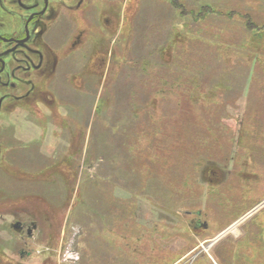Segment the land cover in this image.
Instances as JSON below:
<instances>
[{"label":"rangeland","instance_id":"374dc122","mask_svg":"<svg viewBox=\"0 0 264 264\" xmlns=\"http://www.w3.org/2000/svg\"><path fill=\"white\" fill-rule=\"evenodd\" d=\"M76 1L53 0V9L61 19L73 16L69 34L85 29L87 35L73 52L68 42L71 37L62 42L58 40L57 51L53 53V59H57L54 63L62 61L58 64V71L50 64L49 68L39 73L37 84L34 82L31 87L33 92L36 85L31 101L43 97L45 102H49L50 94L46 89L54 83L60 86L56 93L53 92L57 98L56 104L52 102L53 105H50L53 111L48 110V113L43 110L42 115H36L43 120L50 119L52 125L49 124L48 143L56 146L57 155L45 157L34 151H13L12 147L17 148L19 141L12 137L11 132L4 136L2 150L3 155H7L0 161V264L242 263L243 259L239 263L235 261L237 247L235 252H228L231 245L228 240L233 239L235 246L248 229L245 225L256 218L264 207L239 224L236 234L223 237L209 250L204 248L264 202V163L253 161V154L254 158H259L258 150L252 151L251 148L254 143L262 145L261 140H253L259 128L254 122L243 120L242 114L239 118L236 115V110L246 105L248 89L246 87L243 94L241 91L247 68L236 72H241L242 76L236 78L235 88L230 92L226 89L228 77H233L234 64L244 66L242 60L249 61L254 57L250 50L237 53L242 44H248L244 37H251L249 33H253V29L247 27L246 18L239 13H247L251 22L262 25L264 0H180L193 10H198L204 3L214 5L221 12L220 16H210L206 21L205 29L209 33L199 30L200 33L190 34L192 36L183 29L184 21L191 22V18L181 17L180 11L169 3L170 0H85L82 9L86 6L87 9L84 13L75 7ZM70 7L78 11L71 12ZM103 13L110 15L108 21L111 26L100 22ZM229 17L232 19L229 20ZM212 31L218 33L217 38L211 36ZM191 38L196 44L213 46L204 47L207 49H202V55H190L189 52L194 60L186 73L177 59L182 49L190 51L188 45ZM33 40L35 42L28 43L22 52L27 54L35 48L39 49L38 53L44 54L47 47L42 44L41 38L38 36ZM200 46H195V49L200 51ZM165 48H170V63L166 65L161 54ZM260 48L264 51V45ZM95 57L98 61L95 65L99 69L92 67ZM32 64L38 65L35 61ZM172 64L180 68L175 67L173 74L181 79H171L180 83L176 84L178 88L175 91L190 85L186 81L184 85V72L186 80L189 72L199 78L196 80L198 83L205 80L204 91L198 96L203 104L196 106L201 115H206L205 123L211 115V107L218 104L222 109L217 120L208 121L212 126L211 132L216 135L206 139L212 143V148L201 149L200 154L204 151L200 155L202 158L191 157L194 155L188 153L189 148L181 147V151L172 148L160 157L161 161L157 158L150 161L144 156L145 150L136 153L137 150L130 148L133 162H122V140L134 135L133 128L129 122L127 126L122 124L118 112L114 113L115 118L112 117L114 110L111 106L114 103L105 101L106 94L115 90L121 99L122 93L133 90L145 92L141 88H144L142 85L148 81L149 75ZM202 64L208 70H217V82H210L211 74L202 71ZM127 69L129 71L126 72ZM225 71L228 76H225ZM260 72L256 74L257 78ZM134 75L144 81L139 82L142 85L138 88L136 80L129 77ZM10 81L19 86L18 80L10 78ZM132 81L134 85L130 86ZM168 88L172 87L149 90L154 96L150 101L143 97L142 104L149 102L147 109L153 108L159 119L170 116L169 110H165L166 101H160L161 93L167 95ZM5 91L11 92L13 88ZM239 94V102L244 106L238 102ZM169 97L167 102L171 100L170 104H174V99ZM122 103L124 101H120L118 106L122 107ZM228 106L232 109L229 110ZM139 110L140 105L136 112ZM136 112L133 113L134 118L137 113L140 114ZM147 115L148 112H144L143 119L149 120ZM31 117L32 114L28 117L23 113L20 118L30 120ZM4 118L12 121L17 117L12 112ZM217 125H220L218 131ZM138 127V145H145L147 139L141 134L142 128ZM20 130L17 133L20 134ZM39 134L38 127H29V139L37 136L32 146L41 143ZM119 136L120 143L114 146L116 153L110 155V147ZM214 138L218 139L216 143ZM178 153L183 154L179 156ZM198 154L199 151L195 153L196 156ZM67 161L77 175L75 180L63 170L65 167H60L62 162ZM125 172H130V179ZM186 178H189L187 183L183 182ZM178 180L180 183H175ZM85 182L92 183V186L85 185ZM93 210H97L100 217L94 215ZM262 220L264 222V217ZM17 223L23 225L22 231L15 227ZM30 229L31 235L28 233ZM260 244L258 247L262 246ZM238 249L242 254L249 249V255L260 252L257 249L258 252L251 253L255 249L252 245H238ZM257 258L260 261L254 263L257 260L254 259L251 264H264L263 252Z\"/></svg>","mask_w":264,"mask_h":264},{"label":"trees","instance_id":"16d2710c","mask_svg":"<svg viewBox=\"0 0 264 264\" xmlns=\"http://www.w3.org/2000/svg\"><path fill=\"white\" fill-rule=\"evenodd\" d=\"M169 3L171 4V6L175 7L176 9H178L180 11L179 15L181 17L191 18V22H186V20H185L184 24H183V26L185 27L183 29L188 30L187 33H189V36H192L190 34H194V33H200V32L202 33L203 30L205 32L209 33V31L205 29L206 21L210 18V16H217L218 17L221 14V12H219V10L217 11V8H214V5H210V4L208 5V4L202 3V4H200L199 8H197L198 10H193V8H189L186 3H181L180 0H170ZM238 12H240V11H238ZM239 14H241L243 16V18H246V20L248 21V22L246 21L248 24L247 27L249 29L252 28L253 33H251V32L249 33V34H252L251 37H249V36L244 37L245 42H247L248 44H246V43L242 44L241 45L242 49L237 50V53L241 54L242 53L241 51L245 52V50H250V52H252L254 54V57L251 58V60H249V61H247L246 59L242 60L241 63L244 66H242L240 63L234 64L233 77H228V80L226 81L227 82L226 83V89L229 92L231 89L233 90L235 88L234 85H236V83H235L236 78L240 79L242 76L241 72H238V73H236V72L239 70H242V69H243L242 71H244L245 70L244 67L247 68V76L244 77L243 88L241 91V94H243V91H245L246 87L248 89L247 99L245 100L246 105L244 106V103L242 105V103L239 102V100H240V94H239L238 95V102H239V104H241L244 107H243V109L239 108L238 111L236 110V112H237L236 115H238V118H239L242 114L241 117H243V120H246V121L250 120L251 122H254L257 125V127L259 128V129H257V130H259V133L257 135H254L253 140H254V142L261 140L262 145L257 146L254 143L251 146L252 151H253V149H255L256 151L258 150V157H259V158H254L256 156L253 154L252 159L254 162L256 160H258V161L264 163V60H263V56H262V52H264V51L261 50V48H260L261 45H264V36H263L264 35V23L262 25L258 26L255 23L251 22V16L248 15L247 13L240 12ZM231 19H232V17H229V20H231ZM197 24H200L201 26L196 27ZM212 27H211V29H212ZM248 28H247V30H248ZM199 30H200V32H199ZM248 32L249 31H247V33ZM211 36L217 38L218 33L216 31H212ZM193 41H195V40L193 38H191L190 43L188 45L190 48V51L188 49H185V48L182 49L183 52L182 53L180 52V55L177 59V60H180V63H181L180 68L183 69V71H185L186 73H187V69H189V67L193 66L192 64H193L194 59H193V57L191 58L190 55H193V53L196 55H198V54L202 55V53H203L202 49H207L204 47H208V45H211V44L203 43V44H200L201 46H203V48H201V46L199 44H196ZM195 46L196 47L200 46V51H197V49H195ZM211 46H213V45H211ZM171 47L173 48V46H171ZM169 49L170 48H167V49L165 48L161 51L162 56L165 58V61L163 63L165 65L170 63V58L168 56ZM193 50H195V52ZM189 52H190V55H189ZM204 55L205 54H203V56ZM175 67L178 68V66H175V64H172V66L166 67L167 69H162L163 71L167 70V72H164V73L162 72V70H158L157 72H155V70H154V72L149 75L148 81H145V82L142 79H140V77L137 75H134L133 77L129 76L130 80H133V81L136 80L137 88L139 87L138 85H142V84H139V82H141V81L144 82V84L142 85V86H144V88H141V90H146L145 92L130 90L132 92H129L126 94L122 93L121 99L119 97V94L116 93L115 90L113 92H108V94H106V100L105 101L109 102V100H111L112 101L111 104L114 103V105L111 106L112 110H114V112L112 113V117L115 118L114 113L118 112L119 116H120V120L122 121V124H125L127 126L128 122H129V123H131L132 128H133L132 133H134V135H130L129 138L126 136L127 138L126 139L123 138V140H122V144H123V146L121 148L122 162L124 160H126L125 162L129 163V164H131L133 162L132 161L133 158L131 157V154H130L131 152L129 150L130 148L134 151L137 150L136 153L138 152V150H143V151L145 150L146 153L144 156L146 157V159H148L150 161H154L156 158H157V160L161 161L160 157H164L169 150H172V148H175L176 151H178V150L181 151V147L189 148L190 150H188V153L190 155H194L191 157H195V158H202L201 156L204 154L203 153L204 151H202V153L200 154L201 149L206 150L210 147L212 148V143H210L209 141H206V139L211 137V136L216 137V135H214V132H211L212 126H210V124H208V121H214V118H216V120H217L218 113H220V111H222V109H220V106L218 104L214 105L213 108L211 107L210 108V114L211 115H210L207 123H205L207 120L206 115H201V111H199L198 108L196 107L198 105L201 106L203 104L201 102V100L199 101L198 96L200 95V93H203V91H204L203 87H205V80L203 79L201 84L198 83L196 80H198L199 78L196 77L192 72L191 73L189 72L187 74L189 76H188V79L186 80V78H185L186 76H184V74H185V72H184L182 75V80H184V85H186L185 81L188 82L190 85L188 88L184 87V90L182 89L179 92H178V90L175 91V89L178 88V85H176V84H180V83H177L171 79H175V78H176V80L181 79L180 76H178L179 78H177L173 74L174 70L176 69ZM180 68H178V70ZM230 68L231 67L228 66L229 71H230ZM131 70L134 73L133 67H131ZM207 70H208V68H206V65L202 64V71L211 74L210 82L211 83L217 82V74H216L217 70H215L214 68L210 69L211 71L210 70L207 71ZM127 71H129V70L127 69L126 72ZM259 72H260V75L258 76L259 78H257L256 74ZM136 73H137V71H136ZM146 73L149 74L148 70L146 71ZM178 73H179V71H178ZM225 74H226L225 76H228L227 71H225ZM165 77H166V80H164ZM205 79H207V78H205ZM133 81H132V84L130 86L134 85ZM161 87H172V88H168L169 91L167 90V93H168L167 95H164L163 93H161V100L160 101H162V102L166 101L167 105L165 107V110L167 109L170 112V116H163L164 119H159L160 117H157L154 114L155 110L153 108L147 109V105L149 102H147L145 105L142 104V102L144 100L150 101L154 97L152 94L153 91L150 92L149 90H157V88L161 89ZM254 90L257 91V94H255ZM174 93H176V94L173 98L172 96L174 95ZM169 96H171V98L174 99V100H172L174 104H170L171 100H170V102L168 101L169 103L167 102V98L170 99ZM143 97H145L144 100H143ZM241 98L243 99V96ZM120 101H124V103H122V107L118 106L120 104ZM218 101H219V99H218ZM252 102H254V104H251ZM158 103H160V102H158ZM127 104L129 106H127ZM139 105H140V110L137 112H140V114H138L136 112V108ZM172 105H174V106H172ZM227 105H229V103ZM239 107H240V105H239ZM228 109L230 110L232 108L228 106ZM134 111L137 113L135 118L133 116ZM144 112H148L147 116H149L148 117V118H150L149 120L143 119L142 116H144ZM131 116H132V119H131ZM170 118H171V122H169ZM172 120H174L175 122L173 123ZM243 125H244V123H243ZM243 125H242V128H243ZM138 126H140L142 128L141 134L143 135V137H146V139H147L148 143L145 142V145H138L137 136L140 134L138 132V128H139ZM215 127H216V131H218L219 130L218 127H220V125H217ZM134 130H137V131H134ZM123 133L124 132H122L121 135H123ZM217 135L219 136V134H217ZM218 136H217V138H218ZM220 136H222V135L220 134ZM243 136H244V133H243ZM217 138H214V142L215 141L217 142V140H218ZM189 140H190V142H189ZM117 142L120 143V136L116 140H114L115 144L112 147H110V148H112V149H110V155H113L116 153V148H114V146H116V144H118ZM119 146L121 147V144ZM197 149H200V150H197ZM126 151L129 154H127ZM143 151H142V153H143ZM197 151H199V154L196 156L195 153H197ZM106 152H107V149H106ZM182 154L178 153L179 156ZM180 158H182V157H180ZM196 161H198V159ZM191 162L194 163L193 161H191ZM199 163H201V162H199ZM131 166H133V165H131ZM60 167H62V169L65 167V169H63V170L65 172H67L72 179H74V180L76 179L77 175L72 170V167H71V164L69 161L62 162ZM134 169H135V166H134ZM124 174L129 175L127 177H128V179H130L129 178V177H131L130 172H125ZM188 181H189V178H186V179H184L183 182L187 183ZM108 182H109V180H108ZM175 183H180V180L176 181ZM175 183H173V184H175ZM84 184L89 186L92 183H88V182L86 183L85 182ZM90 186H92V185H90ZM120 199L124 200L125 198H120ZM127 199H129V198H127ZM93 214L94 215L96 214L97 217H100L98 215L97 210H93ZM263 215H264V210L261 211L259 213V215L256 216V218H254L253 220H250L249 223L245 225V226H248V229L244 232L242 238H240L239 241L236 242L235 246H233L234 244H232V242H234L233 239L228 240L231 243V245H229V247H228L229 253L235 252L234 248L237 247L236 248L237 252L235 255V257H236L235 261L236 262H238V263L242 262L241 261L242 259H243V262L246 261V263H248V264L249 263L251 264L252 263L251 261L254 262V259H257L256 262H254V263H258V261H260V258H257V256L259 254H261V252L264 253V239H262V238H264V222H262L263 221L262 218L264 217ZM96 216H94V217H96ZM259 243H261L260 244V245H262L261 247H258ZM238 245L246 246V247L252 245L255 247V249H254V251H251V253L258 252V251H260V252H258V254L249 255L250 250L248 249L246 251L247 253L242 254V252H240V250L238 249ZM257 249H258V251H257ZM248 260L250 262H248ZM242 263H240V264H242Z\"/></svg>","mask_w":264,"mask_h":264},{"label":"flooded vegetation","instance_id":"af4514ba","mask_svg":"<svg viewBox=\"0 0 264 264\" xmlns=\"http://www.w3.org/2000/svg\"><path fill=\"white\" fill-rule=\"evenodd\" d=\"M52 2L53 0H0V93H3V95L0 96V161L1 158L3 159L7 155H3L4 150H2V143H4V136L7 132H11L12 137L19 141L17 148L20 149L12 147L13 151H34L45 157H54L57 155L56 146L48 143L49 136H47V134L51 127L49 124L52 125L50 119L45 118L43 120L36 115L39 113L42 115L43 110L53 111L50 105H53L52 102L56 104L57 98L55 97V93L60 86L58 83H54L52 85L50 84L46 89L50 94V97H48L49 102H45L42 99L43 97L31 101V94L35 92L36 85L33 92L31 87L34 82L37 84V76L39 73L49 68L50 64H53V69L55 67L58 71V64L62 61H56V63H54L56 57L53 59V53L57 51L56 46L58 40L62 42L71 37V40L68 42H70L69 49L73 52V50L82 44L83 37L87 34L85 29L79 30L77 34L73 31V34H69V25H71L70 21L71 17L73 19V16L70 15L68 18L63 19L59 18L57 11L53 9ZM76 2L77 5L75 7L84 13L87 9V6L82 9L85 0H78ZM70 8L73 10L71 12L78 11L72 7ZM109 18L110 15L103 13L100 17L102 25L109 26ZM41 25H43V27H41ZM106 28L104 29L107 30ZM36 33L41 38L42 44L47 47V50L43 54L42 52L38 53L39 49L31 48V50H29L30 53H23L22 49H26V45L31 41L33 42L35 37H38ZM97 55H100V53ZM95 59H97V57L94 58L92 67L99 69L95 65V63L98 62L97 60L95 61ZM34 61L38 64L37 67L32 64ZM64 61L65 60H63V62ZM10 78L15 79V81L18 80L19 86L16 87L15 82L11 83ZM77 80L78 79H76V81ZM11 87L13 91L6 93L5 90ZM54 91L55 93H53ZM33 104H35L33 108H28ZM12 112H14V116L17 118H13L12 121L5 120L4 115L11 114ZM23 113H26L28 117L32 114L31 119L22 120L20 117ZM32 126L40 129L38 138H40L41 142L33 146L32 144L36 141L37 136H34V138L30 137L29 139V127ZM18 129L22 131L20 134L17 133ZM54 135L55 133L53 136ZM22 137L25 139L22 140ZM18 229L22 231L23 225L19 226Z\"/></svg>","mask_w":264,"mask_h":264},{"label":"bare ground","instance_id":"6f19581e","mask_svg":"<svg viewBox=\"0 0 264 264\" xmlns=\"http://www.w3.org/2000/svg\"><path fill=\"white\" fill-rule=\"evenodd\" d=\"M261 208H262V206L259 209H261ZM256 211L251 212L250 214L247 215V218L242 219L241 221H239V222L235 223L234 225H232L229 229L224 230L222 234H220L215 240H212V243L211 244H208L206 246V248H204V249L205 250H209L214 244H216L218 241H220L223 237H227L230 233L236 234L237 233V228H238L239 224H241L246 219H249V217H251Z\"/></svg>","mask_w":264,"mask_h":264},{"label":"water","instance_id":"95a60500","mask_svg":"<svg viewBox=\"0 0 264 264\" xmlns=\"http://www.w3.org/2000/svg\"><path fill=\"white\" fill-rule=\"evenodd\" d=\"M264 207V202H262L261 204H259V206H257L252 212L256 211L257 209L259 210L260 207ZM257 210V211H258ZM247 218V216H245L243 219ZM34 225V224H33ZM21 226V223H17L16 224V228L18 229V227ZM29 235H31V229L29 230Z\"/></svg>","mask_w":264,"mask_h":264}]
</instances>
